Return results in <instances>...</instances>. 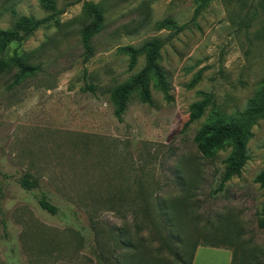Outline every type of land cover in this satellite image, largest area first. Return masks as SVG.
<instances>
[{"label": "rangeland", "instance_id": "1", "mask_svg": "<svg viewBox=\"0 0 264 264\" xmlns=\"http://www.w3.org/2000/svg\"><path fill=\"white\" fill-rule=\"evenodd\" d=\"M85 1L102 12L89 53L80 38ZM201 1L54 0L51 11L38 0H0V29L18 16H50L1 54L35 70L0 73V264H186L210 243L228 248L234 264H264L256 223L264 190L254 181L264 169V118L227 179L232 145L205 157L193 140L261 87L264 0ZM165 18L184 27L159 28ZM153 39L162 42L168 98L149 78V101L133 89L118 119L111 90L145 62L140 54L130 67L120 47ZM204 98L188 121L190 104Z\"/></svg>", "mask_w": 264, "mask_h": 264}, {"label": "trees", "instance_id": "2", "mask_svg": "<svg viewBox=\"0 0 264 264\" xmlns=\"http://www.w3.org/2000/svg\"><path fill=\"white\" fill-rule=\"evenodd\" d=\"M39 3L46 9L55 11L54 0H38ZM202 0L201 3H205ZM201 4V5H203ZM199 7L194 11H198ZM82 13L90 18V21L82 28L80 38L86 53L90 52L89 42L91 37L96 34L102 27V12L98 4L85 1L82 6ZM50 18L49 15L42 18H35L32 16H18L10 29H0V73L9 69L11 66H16L19 69L18 77H23L27 74L34 73V67L27 66L23 60L18 56H11L8 58L2 57L1 54L7 46L14 41H20L28 36L38 25L44 23ZM159 28H169L175 31L184 27L183 24L177 25L172 19L165 18L157 22ZM161 40L153 39L143 43L141 46L134 48L132 46H122L120 50L128 55V65L131 67L136 62V57L144 54L145 62L140 70L132 75L127 81L116 85L110 94V100L114 105V114L120 119V115L124 109L125 100L129 93L140 87L141 98L144 101H149V92L147 81L152 78L156 86L168 98L165 77L162 69L157 63L159 49L161 47ZM87 90H92V86L85 85ZM208 98L193 102L189 106L188 121L198 118L207 103ZM264 118V80L255 94L248 100L247 106L241 111H236L234 114L224 118L218 117L209 123L203 125L195 132L193 140L196 143V148L202 156H209L212 151L223 143L228 142L232 145V152L225 160L226 166L223 178L227 179L233 175H238L243 164L247 159L244 150L245 140L250 136L251 126L258 120ZM254 181L259 184L264 190V169L261 170L254 178ZM20 184L25 188L33 187L35 182L22 177ZM264 196V191H263ZM38 204L41 208L50 213H55V206L51 205L43 197L38 198ZM257 226L264 231V199L261 204L260 212L257 218ZM210 246H217L210 243ZM233 254V253H232ZM180 257V256H179ZM234 254L232 255L231 263L234 264ZM186 264H191V259H188Z\"/></svg>", "mask_w": 264, "mask_h": 264}, {"label": "crops", "instance_id": "3", "mask_svg": "<svg viewBox=\"0 0 264 264\" xmlns=\"http://www.w3.org/2000/svg\"><path fill=\"white\" fill-rule=\"evenodd\" d=\"M231 251L221 246H198L191 264H230Z\"/></svg>", "mask_w": 264, "mask_h": 264}]
</instances>
